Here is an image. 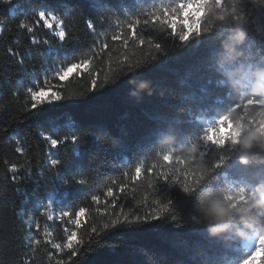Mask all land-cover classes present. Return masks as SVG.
<instances>
[{"label":"trees","instance_id":"1","mask_svg":"<svg viewBox=\"0 0 264 264\" xmlns=\"http://www.w3.org/2000/svg\"><path fill=\"white\" fill-rule=\"evenodd\" d=\"M175 3L178 0H17L0 4V108L8 106L0 112V264H240L248 255L245 239L235 233L211 236L205 225L190 223L196 214V197L185 196L174 187L194 177L177 160L179 152L171 148L162 151L161 139L167 133L175 134L172 147L198 141L213 168L209 174L212 182L207 185L235 195V189L242 185L264 182V162L245 165L228 142L217 145L210 140L213 145L206 146L197 137L221 115L228 116L231 109L245 121L264 119V114L261 106L247 105V99L237 98L227 87L216 62L219 33H201L182 42L168 30V17L159 22L152 20L151 13L159 15L161 6ZM235 6L245 15L247 49L252 59L264 63V0H240ZM37 7H68L75 11L62 15L65 30L70 33L69 42L53 43L50 52L48 45L30 43L32 33L21 29L22 24L35 28L39 40H55L43 24L35 27V16L15 19ZM109 10L116 14L106 13ZM89 17L95 18L91 30L85 24ZM145 19L150 21L146 26ZM132 24L136 28H130ZM140 37L151 43L141 45ZM155 43L163 48L159 54L154 51ZM9 49L22 55L24 64L8 55ZM153 55L156 59L151 60ZM85 59L89 62L85 69L64 80L51 78L57 93L74 98L45 102L31 111L19 108L21 104L30 107L27 87L32 85L33 77L48 73L47 63L52 68L53 64L64 66ZM93 79L98 85L96 90L92 88ZM133 80L137 84L150 82L152 94L143 91L133 96L132 92L138 91ZM14 93H18L15 99ZM222 127L227 129L228 122ZM42 134L55 139L79 136L75 143L69 141L68 145L51 149L41 139ZM17 136H25L26 142ZM106 136L122 138L124 146L107 143ZM49 152L54 159L63 160L58 169L48 165ZM169 153L174 166L162 159ZM218 157L229 162L215 171ZM136 167H141L139 176ZM27 171L33 175L59 172L57 189L62 204L74 213L84 209L77 227V242L81 243L78 259L71 257V249L59 251L54 246L48 232L59 223L33 204L35 196L56 186L35 179L12 184V176L20 177ZM82 171L79 178L88 186L61 182ZM163 172L173 183H163L159 176ZM109 189L117 197L115 203L106 195ZM92 196L99 199L93 201ZM169 196L174 198L176 214L183 224L165 213L163 218L148 223L104 229L118 217L150 218L163 212L161 205ZM28 217L35 224L29 225ZM92 228L98 234H93Z\"/></svg>","mask_w":264,"mask_h":264},{"label":"clouds","instance_id":"2","mask_svg":"<svg viewBox=\"0 0 264 264\" xmlns=\"http://www.w3.org/2000/svg\"><path fill=\"white\" fill-rule=\"evenodd\" d=\"M203 11L202 4L194 6ZM206 31L217 32L220 35V48L216 52V62L223 73V79L231 92L239 99L264 103V63L254 61L247 49L248 29L246 22L236 19L226 9H213L206 17ZM137 84L135 80L131 81ZM139 92L148 91L152 94L151 84L140 81L137 84ZM228 128L223 123L218 130L211 132L208 139L217 145L228 142L231 150L239 157L241 163L248 165L253 161L264 162V125L249 127L243 117L235 109L228 112ZM176 136L165 134L161 139L162 151L170 148L179 152V162L189 171L202 177H207L213 171L209 161L201 152V145L193 141L188 146L172 147ZM188 196L196 197L195 213L190 223L196 226L205 225L211 236H223L235 233L241 239H252L257 235L264 245V182L257 185H242L235 189V195L225 189L213 188L207 184H198L195 188L186 189ZM238 222V223H237ZM238 225H242L238 226ZM264 258V247L244 264H258Z\"/></svg>","mask_w":264,"mask_h":264},{"label":"snow or ice","instance_id":"3","mask_svg":"<svg viewBox=\"0 0 264 264\" xmlns=\"http://www.w3.org/2000/svg\"><path fill=\"white\" fill-rule=\"evenodd\" d=\"M11 0H0V4H4V3H10ZM240 2V0H178V3H175L173 6L171 7H164L161 6L159 8V15L156 14V12L151 13V17L153 21L159 22L161 20L162 17H168L167 19V25H168V30L179 37V40L182 42H186L188 41L190 38H192L193 36L196 35H200L201 33H204L206 31L205 27H203V25L205 24L206 21V17L207 15L213 10V9H226L228 10L229 8H231V13L234 15V17L236 19L239 20H243L245 21V15L243 12H237V8L235 5H237ZM253 2L255 3L256 0H253ZM197 4H202L203 6V11H198L194 6ZM67 12L68 15H71L73 11L71 8L65 7L63 10H56V9H41L39 7L35 8L34 11H32L31 13L27 14V15H18L15 19H21V18H27L29 15H33L35 16V27H40L41 24H43V27L47 29L48 33H51L50 36L55 37V40H49L47 38L43 39V40H39L36 38L34 32H35V28H28L26 25H21L20 28L27 31L28 33H32L31 35H29L28 39L30 41V43L32 44H42V45H52L53 43L59 44L61 42H69L70 41V33H68L65 30V27L63 25V20L61 19V16ZM76 13H80V12H76ZM106 13H111L113 15H115V10H109ZM9 19V18H7ZM94 19L92 17H89L87 20H85V24L88 27L89 30H91L94 27ZM52 21H57L61 27L58 31H54V25L52 23ZM6 23V20H5ZM139 23V22H137ZM144 25H148L150 23V21L148 19L144 20ZM136 24H132L129 25L130 28H136ZM18 31L20 29H17ZM134 36H136L137 34L134 32L133 33ZM151 43V41H146L143 37L139 38V43L141 45L145 44V43ZM104 47H107V45H104ZM154 51L159 54V52L163 51V48L161 46L160 43H155L154 44ZM8 55L15 57L16 62L17 63H23L24 64V59L22 57V55H17V53L15 51H13L12 49L8 50ZM151 60L156 59V56L153 55L150 57ZM88 60H81L79 63H71L70 67H67L62 73L61 72H57L56 76L59 77L60 80H64V78L71 73L74 69H78L81 67V65L83 66H87L88 64ZM143 66V65H141ZM140 66V67H141ZM92 84V88L93 90H96L98 88L97 82L95 79H93L91 81ZM27 92L30 94L31 96V100L29 101L30 103V107L28 104H21L19 105V108L24 109L25 111H31L32 109H35L37 107H39L40 104H43L45 102H50L53 100H61V99H65V98H74V97H66V96H62L59 93H51L49 96H45L44 95V90L41 89L38 92H34L32 90V88H28ZM18 97V93H14L13 94V99ZM247 105L252 106V105H259L262 108V114H264V103H258L255 99L251 100V101H247ZM6 106L5 108H0V112H3L5 110H7ZM235 108H240V104L237 103L235 104ZM217 115H219V113H217ZM229 121V117L227 115H221L220 118L218 120H214L213 123L208 126V127H204L201 131L203 132L202 136H198L197 138L203 142L206 146L209 145H213L212 142L208 139L209 135L211 132L218 130L219 126L225 122ZM245 123L249 126V127H260L261 125H264V119L261 120H246ZM167 128L162 129L158 135H160L162 132H164ZM8 130V128H5L4 131L6 132ZM78 136L77 135H64L62 137H60L59 139H55L53 138L52 135L49 134H42L41 139H43L44 141H47L49 144V147L51 149H55L57 147H59L60 145L64 144V145H68L69 141H71L72 143H75L78 140ZM20 137L22 140H24L26 142V137L25 136H17ZM107 143L116 146V147H122L124 146V140L121 139H114L111 136H106V139H104ZM143 150H147V149H143ZM49 159L47 161L48 165H50L52 168H59V165L63 162L62 159L60 158H56L53 159L52 158V152L48 153ZM163 161H165L167 163L168 166H174L173 165V157L172 155L169 154H164L162 156ZM177 160H179V158H177ZM102 163L103 160L101 159ZM229 160L225 159H221V158H217L215 161V164L213 165L215 171L218 169H222L224 168L227 164H228ZM102 163L100 164L102 166ZM15 170V169H13ZM98 170V169H97ZM153 169L151 167L148 168V171L151 172ZM85 171V170H84ZM84 171H82L79 175L73 176L72 179H67V178H62L61 182L64 185H71L73 183H78V184H84L87 185V182L83 179H80L79 177L82 176L84 174ZM214 171V172H215ZM135 172L137 174V176H139V174L141 173V167H136ZM213 172V173H214ZM189 175H192L194 178L192 179L191 182H182L179 183L178 185H176L174 188H178L179 193L184 194L185 196H188L186 194V189L189 188H195L196 185L198 184H208L210 182H212V175H209L207 177H202L200 175H196L192 172L187 173ZM59 176V172H54V171H48L47 173L45 172H38V174L33 175L31 171H27L25 175L17 177V176H12L11 180H12V184L16 185V184H22L24 181L27 180H37L38 182L43 180L45 181L47 184H51L53 185V188L56 186L57 183V177ZM160 179L163 181V183H167L168 185L173 183V181L170 179V176L168 175L167 172H163V173H159ZM88 186V185H87ZM17 192H19V189H17ZM106 195L108 197H112L113 198V203L116 202L117 197L114 195L113 191L111 189H109L106 193ZM91 199L93 201L98 200L99 197L97 196H92ZM157 203H160L159 201H157ZM161 208L163 209V212H158L156 215L148 218V217H140V216H135L134 219H129V217L127 215H125L123 217V219H120L119 217L113 221V223L111 225L109 224H105L104 225V229H108L110 226L111 227H115L118 224H141V223H148L150 222V220H156V219H161L164 217V214L167 213L168 217L176 222L179 221L181 224H183L184 222L180 220V218H178V215L176 214L175 209L176 208V203L173 197L169 196V198L167 199V203L162 204ZM84 209L81 208L80 209V213H83ZM66 214V213H65ZM74 223L79 224V220L74 221ZM39 226L37 225V228ZM92 233L93 234H98L97 233V229L96 228H92ZM76 234L75 232H72L68 235L67 237V247L69 249H71V257L74 258H79L81 252L77 251V248L81 247V243L77 242L76 246L74 247V240H75ZM89 244H91V240H89L88 242ZM56 248H59L60 245H56ZM264 247V245H262L259 241V238H256V242L252 248V250L249 252V254L244 257L242 259V261L240 262V264H244L245 261L249 260L257 251L258 248H262ZM82 251L86 252V248L82 249Z\"/></svg>","mask_w":264,"mask_h":264},{"label":"rangeland","instance_id":"4","mask_svg":"<svg viewBox=\"0 0 264 264\" xmlns=\"http://www.w3.org/2000/svg\"><path fill=\"white\" fill-rule=\"evenodd\" d=\"M17 0H11V2H15ZM62 19V16H61ZM63 20V19H62ZM54 25V31H58L61 27V25L57 21H52ZM49 46V52L51 49ZM71 64L67 65H60V64H53L52 68L50 66V63L46 64L48 73L46 72L41 78H35L33 77L31 79L32 85L28 86V88H32L34 92H38L41 89L44 90V95L49 96L51 93H57L56 88L54 87V83L52 82V77H57V72H63L67 67H70ZM87 66L81 65L80 68L74 69L71 73H69L64 79H67L72 74H74L77 71L85 69ZM59 78V77H58ZM56 101V100H53ZM50 101V102H53ZM54 159V157L52 156ZM49 159V158H48ZM56 183V188L53 190L48 191L46 194L43 195H37L33 199V204L37 208H41L42 210H45L48 213V217L51 221H56L59 224L53 225L51 228H49L48 235L52 239L54 246L60 245L59 248H57L59 251L63 249H69L67 247V237L70 233L75 232L76 237L73 242L75 245L77 242V227L81 224L83 217H84V211L83 213H80V210L77 212H73L71 209L66 208L62 202L61 197L59 196L58 191V184ZM66 213V214H65ZM79 220V224L74 223V221ZM27 222L29 225L35 224V220L32 217H28ZM256 238H258L257 235L253 234L252 239H247L243 241V245L247 248V254L252 250ZM264 258L260 259L258 264H264L263 262Z\"/></svg>","mask_w":264,"mask_h":264}]
</instances>
